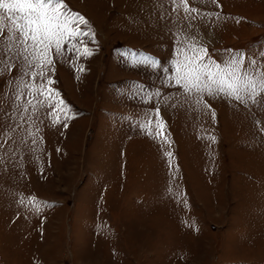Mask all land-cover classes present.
Masks as SVG:
<instances>
[{
    "label": "rangeland",
    "instance_id": "rangeland-1",
    "mask_svg": "<svg viewBox=\"0 0 264 264\" xmlns=\"http://www.w3.org/2000/svg\"><path fill=\"white\" fill-rule=\"evenodd\" d=\"M64 2L91 30L71 43L93 52L49 72L70 118L33 112L19 69L0 73V264H264V104H197L163 72L177 34L218 63L260 51L264 0H189L191 21L171 0Z\"/></svg>",
    "mask_w": 264,
    "mask_h": 264
},
{
    "label": "snow or ice",
    "instance_id": "snow-or-ice-1",
    "mask_svg": "<svg viewBox=\"0 0 264 264\" xmlns=\"http://www.w3.org/2000/svg\"><path fill=\"white\" fill-rule=\"evenodd\" d=\"M171 2L173 11L183 8L185 19L195 20L193 13L200 15L197 8L190 7L189 0ZM87 24L86 18L71 12L64 0H0V65H3L0 73L18 68L19 75L9 81L14 87L15 100L26 97V103L33 112L38 107L51 109L49 116L54 124L60 123L61 113L65 120L70 117L63 99H55L59 94L51 87L55 81L49 72L54 70L55 57L65 58L66 53H74L77 59L93 55L83 41L79 42V45H84L82 50L79 45L71 43L82 35H91L90 29L85 32L81 27ZM190 36V33L176 35L174 58L170 67L163 68L171 86L192 96L197 104L204 103V97L229 99L246 106L249 101L264 104V47L258 52L249 50L247 54L228 50L227 57L218 63L209 55L206 46ZM127 62L134 68L140 65L152 69L161 67L159 61L143 54H132L127 57ZM83 70V67L78 69ZM19 108L17 104V110ZM156 113L158 116L159 109ZM152 123L149 119L139 127L151 135ZM64 126L67 127L66 124ZM163 127L162 122H156L157 135H164ZM166 155L171 156V153ZM28 203L36 211L40 210L35 197H29Z\"/></svg>",
    "mask_w": 264,
    "mask_h": 264
}]
</instances>
